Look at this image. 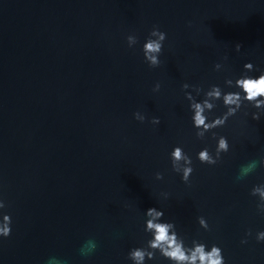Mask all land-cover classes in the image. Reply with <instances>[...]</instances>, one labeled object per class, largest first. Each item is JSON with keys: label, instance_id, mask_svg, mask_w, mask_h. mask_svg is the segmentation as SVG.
I'll return each mask as SVG.
<instances>
[{"label": "water", "instance_id": "water-1", "mask_svg": "<svg viewBox=\"0 0 264 264\" xmlns=\"http://www.w3.org/2000/svg\"><path fill=\"white\" fill-rule=\"evenodd\" d=\"M153 25L167 33L156 68L140 50ZM225 55L227 71H215ZM247 60L264 68V0H0V193L13 220L0 264H131L127 251L145 239L143 211L153 206L183 234L219 244L228 264H264V242L240 243L246 229H264L249 195L264 168L235 179L264 154V117L229 118L216 129L229 153L200 164L205 141L181 89L222 84ZM136 110L160 124L135 120ZM177 143L193 156L190 187L171 170ZM89 238L97 248L84 257Z\"/></svg>", "mask_w": 264, "mask_h": 264}, {"label": "clouds", "instance_id": "clouds-1", "mask_svg": "<svg viewBox=\"0 0 264 264\" xmlns=\"http://www.w3.org/2000/svg\"><path fill=\"white\" fill-rule=\"evenodd\" d=\"M127 46L134 48L139 43V37L135 33H129L125 37ZM167 33L159 26L153 25L145 37L140 50L143 59L150 68L160 66L161 54ZM241 45L236 44L235 50L240 52ZM225 55L221 61L214 64L217 72L227 71ZM161 84L157 81L153 86V92H159ZM186 100L187 111L191 125L195 130V137L205 141L204 145L195 152V159L200 164L214 166L220 163L224 154L229 153L231 144L229 137L216 131L223 128L229 118L243 112L245 117L259 121L264 117V68L254 65L251 60L243 63L238 74L225 75L223 83H211L205 87L202 84H190L185 81L181 85ZM135 120L143 123L146 120L154 126L160 124V117L153 115L149 119L143 111L136 110L133 113ZM211 139L214 145L207 143ZM171 170L179 175L180 180L191 186V177L195 171L193 156L181 143L174 144L168 152ZM258 168H264V154L258 158L249 160L242 165L236 180H244L250 173ZM156 180H163L164 174L155 173ZM249 195L255 197V207L258 215L264 216V179L253 183ZM170 193L161 191L159 201H167ZM8 203L0 193V241L8 238L12 233V214L6 211ZM130 207V205H125ZM163 207H149L143 211V232L146 234L139 244L132 246L127 251V259L131 264H158L159 259L167 261V264H228L224 256L223 248L215 243L208 242L199 236L189 237L183 234L174 220L164 219ZM196 221L204 231L210 230L208 218L198 215ZM249 238H254L257 243L264 242V229H257L254 233L251 228L246 229L241 238V244H247ZM97 248L94 238H89L80 248V254L90 256ZM47 264H66L50 258Z\"/></svg>", "mask_w": 264, "mask_h": 264}]
</instances>
